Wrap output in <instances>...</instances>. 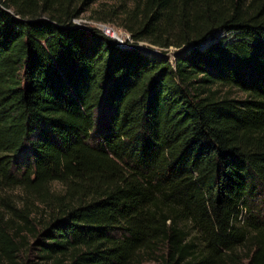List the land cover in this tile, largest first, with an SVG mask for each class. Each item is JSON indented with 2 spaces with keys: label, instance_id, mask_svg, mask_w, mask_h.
Returning a JSON list of instances; mask_svg holds the SVG:
<instances>
[{
  "label": "trees",
  "instance_id": "1",
  "mask_svg": "<svg viewBox=\"0 0 264 264\" xmlns=\"http://www.w3.org/2000/svg\"><path fill=\"white\" fill-rule=\"evenodd\" d=\"M97 1L0 0V264H264V0Z\"/></svg>",
  "mask_w": 264,
  "mask_h": 264
},
{
  "label": "rangeland",
  "instance_id": "2",
  "mask_svg": "<svg viewBox=\"0 0 264 264\" xmlns=\"http://www.w3.org/2000/svg\"><path fill=\"white\" fill-rule=\"evenodd\" d=\"M121 2L122 0H98L96 3L91 5V7H89V9L85 11L79 19L74 20V24L78 25L81 28H85V29L88 27H95V28L100 29L104 33L109 32L108 35L114 40H116L119 45H126V43L130 42L131 39H130L129 34L124 29L117 26L118 20L114 18H110L112 22L102 23V22L96 21V18L100 14L95 13V11H98V10L108 11L113 8H116ZM140 44L147 46V44L145 43H140ZM173 53H175V50L170 49L167 54V57L171 61L173 60ZM233 95L234 97H238V98L242 97L240 93H234ZM51 189L54 193H60L61 191V187L57 184L52 185ZM9 195L21 197L19 196L20 192L18 190L10 192ZM16 200H18V198H16ZM19 207H22V205H20ZM40 209H41L40 211H43L42 213L39 210H37L34 214L38 218L42 217V215L39 216L40 214H44V209L42 208ZM22 234H26V233L23 232ZM146 264H160V262L158 260H152L150 262H147Z\"/></svg>",
  "mask_w": 264,
  "mask_h": 264
},
{
  "label": "built area",
  "instance_id": "3",
  "mask_svg": "<svg viewBox=\"0 0 264 264\" xmlns=\"http://www.w3.org/2000/svg\"><path fill=\"white\" fill-rule=\"evenodd\" d=\"M109 32L105 33L106 35H108ZM109 36V35H108Z\"/></svg>",
  "mask_w": 264,
  "mask_h": 264
}]
</instances>
